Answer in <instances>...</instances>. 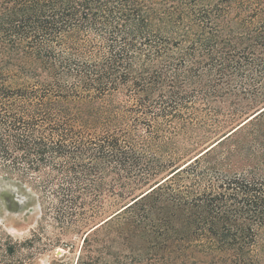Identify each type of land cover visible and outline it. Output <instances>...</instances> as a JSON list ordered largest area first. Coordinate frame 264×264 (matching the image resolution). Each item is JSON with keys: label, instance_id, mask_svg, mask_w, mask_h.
<instances>
[{"label": "trees", "instance_id": "trees-1", "mask_svg": "<svg viewBox=\"0 0 264 264\" xmlns=\"http://www.w3.org/2000/svg\"><path fill=\"white\" fill-rule=\"evenodd\" d=\"M1 181L0 264H264V0H0Z\"/></svg>", "mask_w": 264, "mask_h": 264}, {"label": "rangeland", "instance_id": "rangeland-1", "mask_svg": "<svg viewBox=\"0 0 264 264\" xmlns=\"http://www.w3.org/2000/svg\"><path fill=\"white\" fill-rule=\"evenodd\" d=\"M23 193L27 191L14 183L0 182V226L20 240L30 237L32 231L39 227L42 214V209L34 197L20 201L19 194ZM46 235L53 236L51 227H48ZM63 239L75 241V248L70 250L64 245H57L37 255L33 264H62V262L75 264L80 252L81 239L74 238L73 235H64Z\"/></svg>", "mask_w": 264, "mask_h": 264}]
</instances>
